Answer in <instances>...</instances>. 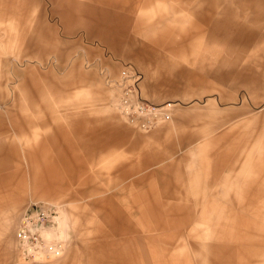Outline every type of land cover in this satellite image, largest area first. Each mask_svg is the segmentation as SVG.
I'll return each mask as SVG.
<instances>
[{
    "label": "rangeland",
    "instance_id": "374dc122",
    "mask_svg": "<svg viewBox=\"0 0 264 264\" xmlns=\"http://www.w3.org/2000/svg\"><path fill=\"white\" fill-rule=\"evenodd\" d=\"M43 201L65 251L23 263ZM0 264H264V0H0Z\"/></svg>",
    "mask_w": 264,
    "mask_h": 264
},
{
    "label": "built area",
    "instance_id": "2783aa9c",
    "mask_svg": "<svg viewBox=\"0 0 264 264\" xmlns=\"http://www.w3.org/2000/svg\"><path fill=\"white\" fill-rule=\"evenodd\" d=\"M139 77V73L130 67L119 71L114 85L117 90L114 105L117 114L128 126L148 133L169 123L177 104L170 101L156 104L143 99L137 86ZM58 208L43 201L30 203L24 210L14 232L15 252L19 261L45 262L63 256V242L50 233L58 224Z\"/></svg>",
    "mask_w": 264,
    "mask_h": 264
},
{
    "label": "bare ground",
    "instance_id": "6f19581e",
    "mask_svg": "<svg viewBox=\"0 0 264 264\" xmlns=\"http://www.w3.org/2000/svg\"><path fill=\"white\" fill-rule=\"evenodd\" d=\"M59 237V236H58Z\"/></svg>",
    "mask_w": 264,
    "mask_h": 264
}]
</instances>
